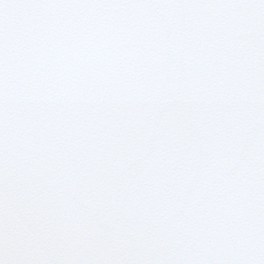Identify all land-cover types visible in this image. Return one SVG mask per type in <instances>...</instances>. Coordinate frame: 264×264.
Segmentation results:
<instances>
[{"label":"snow or ice","instance_id":"6c2138e0","mask_svg":"<svg viewBox=\"0 0 264 264\" xmlns=\"http://www.w3.org/2000/svg\"><path fill=\"white\" fill-rule=\"evenodd\" d=\"M0 264H264V0H0Z\"/></svg>","mask_w":264,"mask_h":264}]
</instances>
